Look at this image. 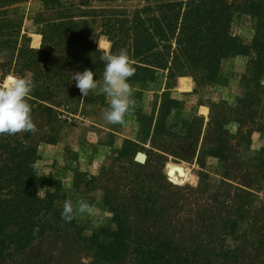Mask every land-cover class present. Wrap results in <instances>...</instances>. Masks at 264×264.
I'll use <instances>...</instances> for the list:
<instances>
[{
	"label": "rangeland",
	"instance_id": "1",
	"mask_svg": "<svg viewBox=\"0 0 264 264\" xmlns=\"http://www.w3.org/2000/svg\"><path fill=\"white\" fill-rule=\"evenodd\" d=\"M145 3L93 0L92 5L133 12ZM237 8L232 32L241 39H252L256 19L243 7ZM21 9L26 14L23 32L37 47L42 36L32 18L39 6L30 2ZM35 37L40 38L34 46ZM98 47L109 53L112 44L101 36ZM182 77L190 79V87L181 88L180 77L168 85L169 96L176 103L167 115V131L158 136L153 135L152 126L167 87L162 81L131 90L117 78L110 91L108 86H98L94 78L90 84L84 80L89 84L84 86L82 77L81 100L69 101V110H76L74 113L57 109L51 117L39 110L32 116L31 139L38 147L39 173L60 182L64 198L57 206L70 216L63 218L58 233L36 240L21 252H12L0 264H91L94 251L89 238L101 228H115V212L131 231L127 238L130 250L135 242L154 244L166 238L229 252L227 258L214 259L212 264H264V184L262 189L253 185L249 194L241 193V202L249 205L252 214L240 223L236 235L224 237L220 233L221 218H232L239 204L236 186L241 174L253 170L251 160L264 145V132L256 131L257 122H251L236 101L257 96L262 106L255 110L263 112L264 80L260 88L247 80L243 56L230 58L213 85L197 86L193 77ZM14 107L11 95L0 93V124H9ZM212 115L225 119L230 134L228 165L205 154L215 145L213 129L208 128ZM259 118L256 116V121ZM138 153L147 156L145 162L136 160ZM70 220L73 223L68 224ZM201 254L190 262L210 264L211 258L208 262ZM115 264H134L132 255Z\"/></svg>",
	"mask_w": 264,
	"mask_h": 264
},
{
	"label": "trees",
	"instance_id": "2",
	"mask_svg": "<svg viewBox=\"0 0 264 264\" xmlns=\"http://www.w3.org/2000/svg\"><path fill=\"white\" fill-rule=\"evenodd\" d=\"M30 2L39 6L32 18L42 36L39 47H33L23 32L26 14L21 5ZM92 2L0 0V93L10 94L15 103L9 124H0V260L58 233L60 223L70 216L57 206L64 198L60 182L39 173L38 147L31 139L30 121L39 110L51 117L57 109L74 113L76 110H69V101L81 100L84 90L79 81L85 74L110 91L117 78L131 90L162 81L167 87L152 126L155 136L167 131V115L176 103L169 96L168 85L178 77L183 89L190 87V79L182 76L193 77L197 86L213 85L230 58L243 56L247 80L255 88L263 87L264 0H145L133 12L100 8ZM237 7L256 19L252 39H241L232 32ZM101 36L112 44L109 53L98 47ZM39 38H34V46ZM236 103L248 112L251 122H257L256 131L264 132V111L255 110L262 106V99L248 96ZM258 115L260 120L256 121ZM224 120L212 115L208 128L213 129L215 145L205 154L228 165L230 134ZM251 161L253 170L243 172L236 186L240 192L236 215L234 212L232 218L220 220L224 237H234L240 223L252 214L249 205L241 202V193L249 194L253 185L263 188L264 145ZM114 218L115 228H101L90 236L94 251L91 264H115L129 253L134 264H192L191 258L201 253L208 262L211 258L212 264L214 259L229 256L222 247H196L166 238L154 244L135 242L130 250L127 238L131 231L118 213Z\"/></svg>",
	"mask_w": 264,
	"mask_h": 264
},
{
	"label": "water",
	"instance_id": "3",
	"mask_svg": "<svg viewBox=\"0 0 264 264\" xmlns=\"http://www.w3.org/2000/svg\"><path fill=\"white\" fill-rule=\"evenodd\" d=\"M141 155H144V157L139 158ZM146 159H147V156L145 154H143V153H138L137 156H136V160L139 161V162H142V163L145 162ZM172 170L173 169L170 168L169 171H168L170 176L172 174Z\"/></svg>",
	"mask_w": 264,
	"mask_h": 264
},
{
	"label": "crops",
	"instance_id": "4",
	"mask_svg": "<svg viewBox=\"0 0 264 264\" xmlns=\"http://www.w3.org/2000/svg\"><path fill=\"white\" fill-rule=\"evenodd\" d=\"M40 46V45H39ZM39 46H37V47H39ZM86 79H88L89 80V84H90V82H92L93 81V76L92 75H90V74H85L84 76H83V81H82V84L84 85V86H88V85H85L84 84V80H86Z\"/></svg>",
	"mask_w": 264,
	"mask_h": 264
},
{
	"label": "bare ground",
	"instance_id": "5",
	"mask_svg": "<svg viewBox=\"0 0 264 264\" xmlns=\"http://www.w3.org/2000/svg\"><path fill=\"white\" fill-rule=\"evenodd\" d=\"M102 42H103V41H102ZM102 42H101L102 46H103V45L106 46L107 44L109 45V43H108L107 41H106L107 44H106V43H102ZM85 81H86V83H88L89 80L86 79ZM141 156L144 157V155H141ZM139 158H140V157H139ZM185 173H186V172H185ZM182 174H183L182 176H184V173H183V172H182Z\"/></svg>",
	"mask_w": 264,
	"mask_h": 264
}]
</instances>
